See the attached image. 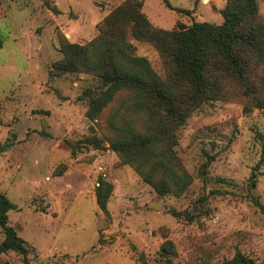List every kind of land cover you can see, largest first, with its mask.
<instances>
[{
    "label": "rangeland",
    "instance_id": "rangeland-1",
    "mask_svg": "<svg viewBox=\"0 0 264 264\" xmlns=\"http://www.w3.org/2000/svg\"><path fill=\"white\" fill-rule=\"evenodd\" d=\"M125 1L1 0L0 192L17 206L9 224L33 248L32 264H220L238 252L264 264V209L252 201L264 208L263 110L244 114L242 102L230 99L195 113L177 147L193 183L182 197H161L109 149L108 120L120 98L93 122L81 97L97 80L84 73L51 76L63 58L60 37L90 42ZM168 3L144 0L158 28L224 22L227 0ZM259 7L264 15V0ZM131 41L165 78L157 50ZM93 135L105 149L86 143ZM100 177L114 186L108 214L97 203ZM201 200L207 211L193 222L171 213L191 211ZM166 240L176 257L162 250ZM0 264H22V257L9 252Z\"/></svg>",
    "mask_w": 264,
    "mask_h": 264
},
{
    "label": "trees",
    "instance_id": "trees-1",
    "mask_svg": "<svg viewBox=\"0 0 264 264\" xmlns=\"http://www.w3.org/2000/svg\"><path fill=\"white\" fill-rule=\"evenodd\" d=\"M164 2L170 7L168 0ZM143 9L144 0H126L104 18L98 25L99 34L84 45L71 43L62 35L59 45L63 58L53 65L57 73L51 76L84 73L97 80V86L87 88L81 97L93 122L120 98L108 120L113 132L109 149L120 155L121 165L131 166L159 196L182 197L194 180L177 151L180 132L189 119L212 101L230 99L242 102L244 114L264 111V15L259 0H227L221 25L179 24L165 30L156 27ZM131 38L157 50L166 68L165 78L155 72L147 58L137 54ZM86 143L105 149L95 135ZM256 185L254 174L252 187ZM113 192L114 186L100 177L97 203L107 214ZM252 201L264 209L257 198L252 197ZM202 202L191 211L171 213L179 220L193 222L207 211ZM16 209L0 192V256L15 252L22 257V264H32L33 248L9 224V213ZM162 250L172 258L177 256L170 240ZM220 264L257 263L238 252Z\"/></svg>",
    "mask_w": 264,
    "mask_h": 264
}]
</instances>
